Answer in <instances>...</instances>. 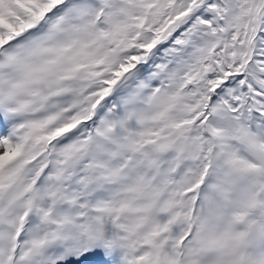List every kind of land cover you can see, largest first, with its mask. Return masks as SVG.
I'll return each instance as SVG.
<instances>
[{
	"label": "snow or ice",
	"instance_id": "6c2138e0",
	"mask_svg": "<svg viewBox=\"0 0 264 264\" xmlns=\"http://www.w3.org/2000/svg\"><path fill=\"white\" fill-rule=\"evenodd\" d=\"M0 264H264V0H0Z\"/></svg>",
	"mask_w": 264,
	"mask_h": 264
}]
</instances>
